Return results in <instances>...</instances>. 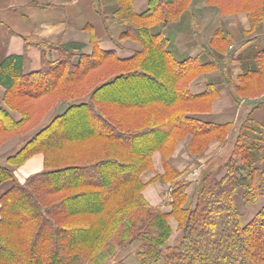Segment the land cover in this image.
<instances>
[{"label": "trees", "instance_id": "obj_1", "mask_svg": "<svg viewBox=\"0 0 264 264\" xmlns=\"http://www.w3.org/2000/svg\"><path fill=\"white\" fill-rule=\"evenodd\" d=\"M133 1L118 0L110 14L96 4L112 39L140 44L129 56L100 47L89 31V51L84 42L22 35L26 46L41 51L36 70H25L20 54L0 62V146L32 130L0 163V185L12 181L0 194V264H105L130 246L138 264H264V120L249 113L225 161L203 170L192 195L191 182L176 180L181 172L167 159L187 134L194 154L215 139L226 144L229 121L191 115L209 110L218 81L206 83L200 93L191 91L190 82L214 68L225 79L228 65L218 41L230 33L213 34L207 61L177 59L167 48V26L179 20L191 0H148L139 13ZM206 1L224 15L246 13L247 33L264 16V0ZM108 21L121 26L116 38ZM45 47L57 57L47 58ZM234 58L242 71L235 91L264 90V46L258 39ZM154 81L164 88L153 89ZM62 104L64 113L58 111ZM155 151L162 155L164 171L144 182L141 174L153 168ZM35 154L42 155V168L18 179L17 168ZM154 181L171 183L169 210L144 196ZM237 195L244 205L263 198L246 222ZM170 217L178 230L172 242Z\"/></svg>", "mask_w": 264, "mask_h": 264}, {"label": "crops", "instance_id": "obj_2", "mask_svg": "<svg viewBox=\"0 0 264 264\" xmlns=\"http://www.w3.org/2000/svg\"><path fill=\"white\" fill-rule=\"evenodd\" d=\"M96 4H99L103 11L110 14L117 8L118 0H0V62L10 54H20L24 55L25 58V70H36L40 66L41 51L33 44L26 46L22 35H31L50 41L61 39L63 41L84 42L86 43L85 50L89 51L91 49L89 31H92L100 47L114 49L124 57L131 55L135 49L140 47L139 43L133 39H122L123 42H126V45L130 46L118 49L116 46L117 41L108 35L104 22L96 11ZM147 4L148 0H134L132 6L134 11L139 13L147 7ZM239 18L241 21L235 22L231 21L232 17L224 18L222 31L224 30L225 33H230L232 36L240 35V40H243L238 50H241L250 45L253 42L252 39H257L258 35L256 36V34L260 33L249 32L246 35L244 34L245 32L242 33L245 29H248L249 24L241 16ZM108 25L113 38H116L121 26L113 21H108ZM151 30L157 31L158 27L154 26ZM167 34L169 37L167 48L172 52L174 57L180 59L188 56H198L201 61H207L208 55L202 50L197 33H195L193 28L191 14L188 10L181 13L178 21L168 25ZM43 54L47 58L57 57V52L47 47H45ZM237 68L239 70V67ZM201 77L204 80L205 76L201 75L190 83L192 92L200 93L204 91L206 82L209 80H212L211 82L215 81L212 76H207L205 78L206 82H201L203 81H200ZM3 94L4 87L0 85V103H2ZM240 104L232 98L225 85L220 84L218 85V97L212 102L210 112H191V115L215 123L232 121L235 112L239 108H242ZM261 110H263V107L254 110L252 113V117L257 121L264 120V113ZM13 115L16 118L19 117L16 112ZM237 117L239 119L242 118L239 115ZM31 132L32 130L28 133ZM230 134L234 136V132H230ZM230 134L228 135V139ZM22 136L15 135L2 144L0 146V153L5 154L18 147ZM188 139L189 137L185 138L182 143L183 145H178L169 157L171 163L181 172L177 179H185L187 175L184 169L186 166H189L190 162H186L183 157H189V151L186 148ZM224 149V145L220 141L213 140L209 143L204 153L195 158L200 162H204ZM42 163L43 157L41 154L33 155L22 166L17 168L15 171L16 177L22 180L28 174L40 170ZM163 171L162 156L160 152H155L153 154V168L142 173L141 178L144 182H147L156 173H163ZM158 183L160 182L148 183L143 191L144 196L151 205L159 206L162 210H169V205L166 204V197L169 195L171 183L168 182V192L166 190L162 191ZM11 184V180L2 183L0 185V194L9 188ZM170 224L172 228L176 227L175 221L172 219H170ZM126 263L138 264V260L128 255Z\"/></svg>", "mask_w": 264, "mask_h": 264}, {"label": "rangeland", "instance_id": "obj_3", "mask_svg": "<svg viewBox=\"0 0 264 264\" xmlns=\"http://www.w3.org/2000/svg\"><path fill=\"white\" fill-rule=\"evenodd\" d=\"M186 10H188L190 12V14H191L194 31H195V33H197V38H198V40L200 42V45L202 46V50L206 54H207L206 50H208L207 48H210L209 47V42L212 39L213 34L216 31L220 32L223 29L222 24H223L224 18L232 17L233 19L231 21L235 22V21H241L240 18H239L241 16L242 19H244L245 21H248V24H249L248 29L251 27V24L249 22V19H248V16H247L246 13L240 12V13H236V14L224 15V13H222L218 8H216L215 6L207 3L206 0H191L189 5L187 6V8L184 9V11H186ZM224 25L226 26L225 23H224ZM248 29H245L242 33L245 32L244 34L246 35ZM251 32L260 33V34H256L255 33L256 36L258 35L256 38L258 39L259 44L264 46V16L262 17V22L258 26L254 27V29ZM221 34H224L223 37H225L224 30L221 32ZM240 37L241 36L238 35V34L236 36H232V35L229 34V36H228V38H226V40H224V41L219 40L218 41V43L222 47L221 50H223V51H219V50L218 51L224 53L225 57L223 58V61H224V64L228 65L227 66V71L224 74L225 75V79H223L224 76H222V73H221L220 69H218V68H214L213 70H211V71H209L207 73H201V74L197 75L193 79V80H195L198 76H201V75H204L205 78L207 76H212V78H214L215 81H218V85H220V84L221 85H225V87L229 90L232 98L238 104L241 103L240 106H242V108L241 109L239 108L235 112V114L233 115L232 121H229L232 124L231 128H230V132L231 133L234 132V136H232L230 134V132H229L228 135L230 134V136H229V139H228V136H227L226 144H223V142H221L220 140L215 139L217 141H220L224 145L225 149L221 150L220 152H218L216 154H214L211 157L213 159H208L209 161L211 160L210 163H208L206 165L208 160H206L204 162H200V161H198V159L195 158V157L201 156L204 153V151L207 149L209 144L206 146V148L200 154H194L186 147L187 150L189 151V157L190 158L187 157V156H185V157L182 156V157H183V159L186 162H188V163L190 162V163H189V166H186V168L184 169L185 170L184 172L186 174L188 172H191V171L192 172L193 171H198L199 172L198 173L199 175L197 176V178L188 179V181L191 182L190 187H189V194L190 195L193 194L194 188H195L194 187L195 186V182L198 181V179L200 178V175L202 174L204 169L205 170L207 169L209 171L210 170H215V169L218 168L219 165L222 164L223 161H225V159L228 156V153L231 151L232 144L234 142L236 133L240 129L243 121L248 117L249 113H251V116H252L253 111L257 110L258 108H261V107H263V110H261V111H262V113H264V90H263V88H260V86H259L258 88L255 89V87H254L253 91L245 92V94L244 93L243 94L242 93H238L233 88L234 85L238 84V77H239V75L242 72L241 71V64H240L239 60L237 58H234L236 56V54H237L239 46H241L240 43L243 40V39L240 40ZM245 38H246V36H245ZM122 39H130V38H120V39H118L117 40V45H116L117 48L118 49L128 48L127 46H130V45H126V42H123ZM252 40L255 41L254 39H252ZM117 52L118 51H116V53ZM118 55H120V54H118ZM207 60H209V57H208ZM237 67H239L240 71L238 70ZM213 71H215V72H213ZM205 78L203 80L202 77H201L200 81L203 80L201 82H206ZM193 80H191V82ZM229 80H230V83H229ZM211 81L212 80H209L208 82H211ZM208 82H206V83H208ZM261 82L263 83V81L260 80V82H258V84L261 83ZM153 85H154L153 89H156V90L159 89V88H162V87L164 88V85L162 83H158L157 81H154ZM190 89H191V86H190ZM211 105H212V103H211ZM211 105H210L209 110L208 109H203V111H200V112H207V111L210 112ZM52 111H50L44 117V119L42 121V125L45 124L49 120V118H50V116L52 114ZM238 115L242 116V118L239 119L237 117ZM48 116H49V118H48ZM203 118H205V117H203ZM27 135H28V133L22 136L21 142H20V144L18 146H20L22 144V142L24 141V139L28 137ZM188 137H189V139L187 141V145H188L189 140H190V135L189 134H187L185 138H188ZM184 139H181L174 146V148L171 150V152L167 156V159H168L169 163L172 166H174V167H175V165H173V163H171L169 157L173 153L174 149L178 145L183 143ZM16 148L17 147H15L14 149H16ZM11 151H13V150H10V151H8L5 154L4 153H0V163H4L5 162V160H4L5 159V155L10 153ZM155 152H159V151H155ZM180 153H181V151H180ZM263 154H264V151H263ZM152 157H153V155H152ZM262 164H264V161L261 162V165ZM175 169L178 170L176 167H175ZM148 170H151V169H148ZM145 171H147V170H145ZM158 184H159V187L162 188V191H165V190L167 191L168 190V187H169L168 186V182H165V183L160 182ZM165 185H167V186L165 187ZM160 196H161V194H160ZM234 198H235V201H236V203H237V205H238V207H239V209H240V211L242 213V220L245 221V222L251 218V216L260 208L261 203L263 202V198L259 197V199H258V201L256 203L244 205L240 196L237 195ZM170 219L174 220L175 224H176V227L175 226L173 227V234H172V236L170 238V241L172 242L174 237H175V235L177 234L178 230H177V221L175 220V218L170 217L169 218V222H170ZM175 224H173V225H175ZM218 233L220 234V236H223V233L221 231L218 232ZM131 251H132V247L131 246L122 249L120 252L118 250L117 255L116 256H112L109 260L106 261L105 264H120V261H122L123 264H127L126 261H127L128 255L131 256V257H135L137 259V257Z\"/></svg>", "mask_w": 264, "mask_h": 264}, {"label": "built area", "instance_id": "obj_4", "mask_svg": "<svg viewBox=\"0 0 264 264\" xmlns=\"http://www.w3.org/2000/svg\"><path fill=\"white\" fill-rule=\"evenodd\" d=\"M198 173H199L198 171H193V172L191 171L187 173L186 177L189 179H194L199 175Z\"/></svg>", "mask_w": 264, "mask_h": 264}, {"label": "water", "instance_id": "obj_5", "mask_svg": "<svg viewBox=\"0 0 264 264\" xmlns=\"http://www.w3.org/2000/svg\"><path fill=\"white\" fill-rule=\"evenodd\" d=\"M66 108H67V105L66 104H62L61 106L58 107V111L60 113H64Z\"/></svg>", "mask_w": 264, "mask_h": 264}]
</instances>
